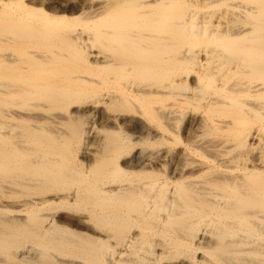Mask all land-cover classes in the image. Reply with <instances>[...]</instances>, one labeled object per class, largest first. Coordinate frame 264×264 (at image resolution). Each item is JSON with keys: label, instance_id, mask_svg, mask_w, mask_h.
Instances as JSON below:
<instances>
[{"label": "bare ground", "instance_id": "6f19581e", "mask_svg": "<svg viewBox=\"0 0 264 264\" xmlns=\"http://www.w3.org/2000/svg\"><path fill=\"white\" fill-rule=\"evenodd\" d=\"M0 264H264V0H0Z\"/></svg>", "mask_w": 264, "mask_h": 264}, {"label": "rangeland", "instance_id": "374dc122", "mask_svg": "<svg viewBox=\"0 0 264 264\" xmlns=\"http://www.w3.org/2000/svg\"><path fill=\"white\" fill-rule=\"evenodd\" d=\"M207 5V4H206ZM215 5V7H213ZM205 5H203L202 6V4H200V8H202V7H204ZM210 7H208V8H206V7H204V8H202V11L200 10V13H202L201 15H204V16H206V19H212V21L213 22H211V24H212V26H219L218 28L219 29H222V28H224V27H226V25H225V20L227 19V17H229L228 15H230V17H231V19H232V21L233 20H235L237 17H236V15H232L233 14V8L232 7H230V8H232V9H228L227 10V7H226V5L225 4H223V2H217V3H215V4H213V6H211V5H209ZM218 7V8H217ZM212 8V9H211ZM216 8V9H215ZM206 9V10H205ZM215 10V11H214ZM219 10V12L217 13V11ZM221 10V11H220ZM238 11V12H237ZM231 12V13H230ZM216 13V14H215ZM229 13V14H228ZM235 13H240V11H239V9H236L235 10ZM210 14V15H209ZM209 15V16H208ZM213 15H215L214 17L215 18H213ZM236 17V18H235ZM218 18V19H217ZM234 18V19H233ZM213 19H215V20H213ZM225 19V20H224ZM216 21H219V23H217ZM232 23V22H231ZM231 23H230V25H231ZM233 24V23H232ZM210 25V24H209ZM222 27V28H221ZM193 42V41H192ZM192 42L190 43L191 44V46L190 45H188L189 46V48H192V49H197L198 47H200L201 45L199 44L198 46H197V44L196 43H194V44H192ZM193 107V106H192ZM110 109H112L110 106L107 108V110H110ZM193 114V113H192ZM188 118H189V116H184V117H182L178 122V124H179V130H180V132H181V134H182V136H183V138H185L186 137V134L187 133H185V127H186V125L188 124ZM185 123V124H184ZM185 125V126H183V125ZM188 135V134H187ZM258 144V142L256 143V145ZM147 147V146H146ZM179 149H181V145H178L177 144V146H176V150H179Z\"/></svg>", "mask_w": 264, "mask_h": 264}]
</instances>
